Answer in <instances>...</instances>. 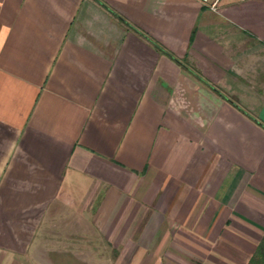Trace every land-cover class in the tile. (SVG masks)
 Returning a JSON list of instances; mask_svg holds the SVG:
<instances>
[{"label":"crops","instance_id":"crops-1","mask_svg":"<svg viewBox=\"0 0 264 264\" xmlns=\"http://www.w3.org/2000/svg\"><path fill=\"white\" fill-rule=\"evenodd\" d=\"M262 241L264 0H0V264Z\"/></svg>","mask_w":264,"mask_h":264},{"label":"trees","instance_id":"trees-1","mask_svg":"<svg viewBox=\"0 0 264 264\" xmlns=\"http://www.w3.org/2000/svg\"><path fill=\"white\" fill-rule=\"evenodd\" d=\"M251 264H264V241L258 247Z\"/></svg>","mask_w":264,"mask_h":264},{"label":"built area","instance_id":"built-area-1","mask_svg":"<svg viewBox=\"0 0 264 264\" xmlns=\"http://www.w3.org/2000/svg\"><path fill=\"white\" fill-rule=\"evenodd\" d=\"M205 2H209V8L211 11H216L217 5L220 0H203Z\"/></svg>","mask_w":264,"mask_h":264}]
</instances>
